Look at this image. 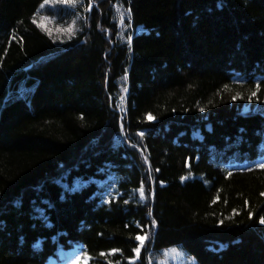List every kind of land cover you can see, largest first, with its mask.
Wrapping results in <instances>:
<instances>
[{
    "label": "trees",
    "instance_id": "trees-1",
    "mask_svg": "<svg viewBox=\"0 0 264 264\" xmlns=\"http://www.w3.org/2000/svg\"><path fill=\"white\" fill-rule=\"evenodd\" d=\"M45 1L0 0V264H264V0Z\"/></svg>",
    "mask_w": 264,
    "mask_h": 264
},
{
    "label": "rangeland",
    "instance_id": "rangeland-1",
    "mask_svg": "<svg viewBox=\"0 0 264 264\" xmlns=\"http://www.w3.org/2000/svg\"><path fill=\"white\" fill-rule=\"evenodd\" d=\"M76 2H78V0H47V2L45 1L42 6L43 12L41 11V13H39L37 17L38 24L51 33L56 32V30H58L59 28H55V19L48 18L44 11L49 8L48 10L53 9L58 12L60 11L61 6L73 7L75 4H77ZM117 16L119 26L122 30V33H124L127 28L126 22L127 20H129V12L125 8H119ZM146 164L147 166H149L148 163ZM151 260V262L156 260L157 264H197V261L194 257H189L177 246H172L160 250L159 252L154 254Z\"/></svg>",
    "mask_w": 264,
    "mask_h": 264
},
{
    "label": "snow or ice",
    "instance_id": "snow-or-ice-1",
    "mask_svg": "<svg viewBox=\"0 0 264 264\" xmlns=\"http://www.w3.org/2000/svg\"><path fill=\"white\" fill-rule=\"evenodd\" d=\"M46 2H47V0H46ZM223 3H224V0H218V7H222V6H223ZM255 95H256V93L253 92V93H252V96L249 97V100H251L252 97H254ZM233 99H236V97H233ZM201 111H203V109H201ZM148 119H149V120H152V119H154V118H153L151 115H149ZM241 131H243V129H241ZM140 135L143 136L144 133L141 132ZM258 150H260V151H264V142H262V144L258 146ZM258 166H259L260 168H264V163H261V164H259ZM61 167H63V165H61ZM182 179H184V178H182ZM54 182H55V183H59L58 180H57V181H54ZM261 195L264 196V193H261ZM141 196L143 197V190H141ZM63 198H64V197H63V195H62V196H61V199H63ZM18 203H19V202H17V204H18ZM45 203H49V206H50V207L52 206V205L50 204L49 201H45ZM213 203H215V200L213 201ZM245 203H247V201H246ZM251 215H252V214L249 213V216H250V217H251ZM260 223L264 224V217H261V219H260ZM153 224H155V221H153ZM46 226H47V227H51L52 225H51V224H47ZM58 235H59V236H64V235H66V233L61 232V233H59ZM53 239L55 240L56 237H53ZM136 239H137L138 241H140L141 244H143V242L145 241L146 237L143 236V235H137ZM22 242H23V237H21V243H22ZM39 243H40V242L38 241L36 245H33V247H34V248H38ZM115 251H117V250H113V252H115ZM134 251L139 252V251H140V248H136V249H134ZM101 255H103V253H101ZM76 259L79 260L80 257L77 256ZM74 264H75V262H74Z\"/></svg>",
    "mask_w": 264,
    "mask_h": 264
}]
</instances>
